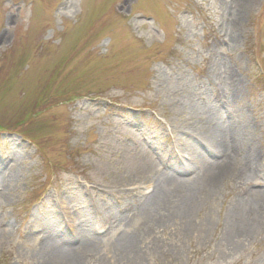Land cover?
I'll use <instances>...</instances> for the list:
<instances>
[{
  "label": "rangeland",
  "instance_id": "374dc122",
  "mask_svg": "<svg viewBox=\"0 0 264 264\" xmlns=\"http://www.w3.org/2000/svg\"><path fill=\"white\" fill-rule=\"evenodd\" d=\"M241 1L0 0V167H13L0 264H264V199L242 209L264 194V0L235 13ZM181 116L198 131L242 121L213 193L221 155L183 151L199 139ZM132 145L150 177L176 178L198 207L187 213L179 193L154 220L149 181L129 183ZM58 216L96 225L99 239L54 231Z\"/></svg>",
  "mask_w": 264,
  "mask_h": 264
},
{
  "label": "bare ground",
  "instance_id": "6f19581e",
  "mask_svg": "<svg viewBox=\"0 0 264 264\" xmlns=\"http://www.w3.org/2000/svg\"><path fill=\"white\" fill-rule=\"evenodd\" d=\"M251 1L252 0H242L241 3L234 7L235 13L242 12L247 6L251 4ZM230 79L231 84L237 85L236 79H234L232 76L230 77ZM241 124L242 121L239 118H236L233 119V122H231L230 124L231 126H229V129L226 132H220L219 130L212 129L210 127H207L203 130L199 129L198 131V124L193 122L190 117L183 118V116H181L182 126L180 127V130L184 131V133L187 134L189 136V139L191 138L193 142L194 140H196V137H198L199 139V144L197 148L194 149L192 143L188 141L184 142L183 151H188L190 156L191 154H195L194 157L197 160H204L208 155H211L212 157H214V155H217V157L218 155H221L218 164L213 167L212 173L208 180V187L206 188L208 193H213L216 190L218 184L225 177L226 172H230V167H232L233 165L236 153H238V149L241 150L242 148V139L240 138V136H238V130ZM207 142L208 144L204 145ZM228 143H231V145L229 146ZM209 144L212 146L213 151L212 148H210ZM125 150L127 152H123V154L128 156L129 159L135 164L134 167H136L133 170V176L130 177L129 183L132 182L135 184L137 182L144 183L149 181L148 183L150 184L149 187H151V190L149 191L148 195H146V197L144 198L143 209L149 215H153L154 220H157L160 224H163L165 221L168 220V216L166 214H161V216H158L157 211H159L160 209L162 210L164 207L166 209V204L168 207L172 206L171 204L167 203V201H169L172 197L178 196L179 193L188 195L187 192H190V190L188 189V187H185L181 183H178L177 179L174 177H162L163 175L161 177L158 175H153L152 177H150V172H148V168L150 169V167L142 165L144 160L140 159L139 157L144 155V153L139 150L138 146L132 145L131 149L125 147ZM180 156L181 154L178 151H172V157L175 162L174 166L177 168V171L182 173L186 171V168L183 163H181ZM176 160L179 161V164ZM248 172L250 173L249 170L247 171V173ZM12 173V163L3 164L0 167V202L10 196V187L5 179L6 177L8 178L9 176H11ZM249 195L250 198L246 202H242V209L253 208V206L258 201L264 199V194L260 191H252ZM200 200L201 198L199 196L190 194L188 195V199L183 203L184 208H182L186 209L187 213H191L194 209L198 207V205L200 204ZM93 203V200H91V206H94ZM94 208L92 210L93 213L95 212L94 215L96 216L98 214L100 216V209L94 210ZM171 209L173 210V208ZM53 225L54 231H62L63 227H67L70 230V235L72 237H75L74 232L77 230V228H79L85 232L83 233L85 237H90V241L93 240L92 243L97 242V240L99 239L97 236L94 235L99 232L97 226L89 223L87 220L84 222L77 223L72 219H64V217L61 218L60 216H58L57 218L55 217ZM30 226L31 231L37 227V225L33 222L30 224ZM54 231H51V233H53ZM2 235L3 232L0 229V238ZM61 260H63L65 264H83V261L78 260V258H71V256L70 258L62 256Z\"/></svg>",
  "mask_w": 264,
  "mask_h": 264
}]
</instances>
